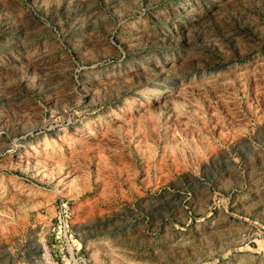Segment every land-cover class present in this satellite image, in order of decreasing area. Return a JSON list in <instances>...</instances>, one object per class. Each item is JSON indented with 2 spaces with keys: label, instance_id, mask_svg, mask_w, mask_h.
<instances>
[{
  "label": "rangeland",
  "instance_id": "374dc122",
  "mask_svg": "<svg viewBox=\"0 0 264 264\" xmlns=\"http://www.w3.org/2000/svg\"><path fill=\"white\" fill-rule=\"evenodd\" d=\"M0 264H264V0H0Z\"/></svg>",
  "mask_w": 264,
  "mask_h": 264
}]
</instances>
